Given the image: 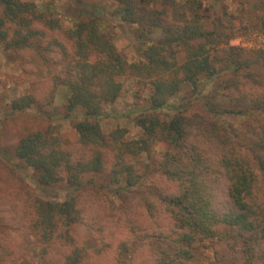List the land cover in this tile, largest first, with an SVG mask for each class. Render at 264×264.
Instances as JSON below:
<instances>
[{"label":"trees","instance_id":"1","mask_svg":"<svg viewBox=\"0 0 264 264\" xmlns=\"http://www.w3.org/2000/svg\"><path fill=\"white\" fill-rule=\"evenodd\" d=\"M158 1L172 7L166 13L155 11L152 19L158 21L166 33L165 46L149 44L145 52L148 64L143 68L138 63L128 64L122 58L111 39L102 31V24L97 18L80 22L69 31L75 46L72 53L63 46L61 58L65 69L53 76L52 83L54 88L58 84L67 87L68 100L63 113L66 119L72 121L77 131L79 147L77 151H73L49 130L35 131L20 140L14 156L25 164L24 168L32 169L44 186H55L65 181L68 187L84 188L86 174L104 172L106 156L103 148H106L114 155L111 182L118 184L116 182L125 179V185L135 186L144 181V178L138 181L140 175L148 177L154 168L147 174L145 169L144 172H139L134 163L129 161V157L144 153L151 157L154 153L153 144L158 138L166 141L175 150L186 148L184 139L191 123L196 125L199 133L208 132L205 136L214 144V156L209 154L202 161L198 152L193 150L194 146L191 148L188 144L187 152L178 150L179 153L173 159L166 157L163 165H156L163 169L164 176L182 184L179 194L164 193L151 185L154 202L163 206L167 201L172 210L166 211L172 212L170 214L175 219V227L185 229L186 233L183 236H174L173 232L163 234L159 231L152 236L137 235L133 240V252L142 250L144 245L153 248V264H190L195 257L196 242L201 236H217L218 225H229L231 238L236 236L239 239L242 237L241 232L249 230L248 228L258 233L262 231L259 234L264 238V172H261L264 166V52L254 54L235 47H223L218 53L216 40L210 38L209 34L217 33L220 41L227 40V31L233 19L223 12L222 17L218 16L216 20L219 19L225 24L206 31L199 18L197 19V9L202 6L199 0H187L185 3L180 0H116L122 19L138 25L147 16L150 18L146 4L152 6L149 2ZM187 6L191 11L196 9L191 12L192 18L186 14ZM44 18L45 15L38 11L33 1L0 0V49L12 50L20 56L32 52L44 61L55 59L51 54V43H46L45 31L35 25V21ZM50 24L55 29L60 28V24L53 19H50ZM198 38L206 40L197 47L191 45L190 48V43ZM172 44L189 46L186 61L179 63L176 52L168 46ZM221 63L224 64L223 68L227 66L224 74L230 71V77L222 78L229 95L239 90V94L235 93L234 108L223 111L247 114L255 121L247 131L242 132L236 127L232 130L224 126L212 127L207 119L195 121L180 112L161 121L158 118L159 113L155 111L136 117L135 122L142 132L132 140L126 139L123 128L113 130L108 136L103 131L99 119L104 116L106 105L114 103L120 96L122 86L117 78L126 72L152 77L153 90L149 102L152 108L160 109L168 104L171 95L180 91L183 83L190 86L192 93L200 91L204 77L208 79L214 74L223 73L220 70ZM247 84L251 89L247 88ZM9 107L14 112L47 110L32 94L13 98ZM209 130H213L211 134ZM199 133L196 135L200 137ZM85 148L90 154L82 153ZM221 179L229 181L228 197L231 201L228 210L222 212L213 205L214 193L218 191ZM107 181L106 185L110 187L111 184ZM93 186L97 187L95 184ZM145 196L147 197H143ZM146 197L144 202L147 203V210L154 218L155 203L147 201ZM34 209V218H31L30 223L34 232L39 234L38 239L45 243L42 244L41 254L48 253L50 245L56 239L70 238L71 227L81 221V211L76 208L74 195L63 202L35 198ZM1 212L14 219L18 226L9 232L0 227V247L9 249L10 253H18L24 259L28 258L25 264H34V261L29 260V257H33V252L25 243L31 241L27 239L29 226L23 211L14 208ZM59 222L67 230L62 229L55 235L53 227ZM227 232L220 237V241L226 240L228 245L231 243L227 240ZM246 234L251 238L249 231ZM242 245L245 253L237 262L264 263L262 254L254 255L250 251L247 240H243ZM82 258L83 252L76 248L65 256L62 264H79ZM54 263L56 264L55 261Z\"/></svg>","mask_w":264,"mask_h":264},{"label":"rangeland","instance_id":"2","mask_svg":"<svg viewBox=\"0 0 264 264\" xmlns=\"http://www.w3.org/2000/svg\"><path fill=\"white\" fill-rule=\"evenodd\" d=\"M27 1L35 2L38 11L45 15L44 20L35 21V25L38 29L45 31L46 43H51V54L55 59L44 61L32 52L20 56L12 50L0 49V227H4V231L9 232L18 226V223L5 216L2 210L17 208L23 211L29 226L26 232L27 239L31 241L25 243L26 247L33 252V257H29V260L34 261V264H55L54 261L56 264H62L65 256L76 248L83 252V258L79 264H118V259L120 264H153L152 247L144 245L142 250L132 251L133 240L137 235L152 236L159 231L163 234L173 232L174 236H183L186 233L185 229L175 227V219L170 214L171 211H166L172 210L167 201L163 203V206L154 202L151 185L164 193L174 194H179L182 187L178 181L164 176L163 169L156 165H160L166 157L173 159L177 153L187 152L188 144L191 148L194 146L193 150L198 152L202 161L209 154L214 156V144L205 136L208 132L199 133L196 125L191 123L184 139L186 148L178 149L179 152L171 148L166 141L158 138L153 144L154 153L151 157L145 153L129 157V161L134 163L139 172H144L145 169L147 174L151 168L156 170L153 169L148 177L140 175L138 181L143 178L144 181L135 186L125 185V179L116 182L118 184L111 182L114 155L110 149L103 148L106 156L104 172L86 174L84 188L68 187L65 181L55 186L42 185L36 173L30 168H24L25 164L16 159L14 152L20 140L27 134L46 130L59 136L69 149L77 151L79 147L77 131L72 121L66 119L63 113L68 100L67 87L64 84H58L54 88L52 83L53 76L62 73L65 69L61 58L63 46L71 53L74 49L75 41L69 34L71 29L76 28L80 22L97 18L102 24L100 26L102 31L111 39L122 58L128 64L138 63L143 68L148 64L145 53L148 45L165 46L166 33L158 21L152 20L155 11L161 10L166 13L172 10V7L159 1L149 2L153 4L152 6L147 3L146 11L150 18L147 16L143 23L138 25L127 23L122 19L116 0ZM180 1L187 2V0ZM199 1L202 6L201 9H197V19L199 18L206 31L217 29L219 24L222 26L225 24L219 19L216 20L223 12L233 19L230 20L231 23L229 21V28L227 27L229 35L227 40L220 41L217 33L209 34L210 38L216 40L218 53L223 47H235L254 54L264 52V0ZM192 11L190 7H186L189 18H192ZM50 19L57 21L60 28L55 29L50 24ZM205 40L206 38L196 39L194 43H190V48L197 47ZM168 46L176 52L179 63L188 59L190 50L188 45ZM223 65V63L220 64L222 74H214L208 79L203 78L200 91L197 89L198 92L192 93L190 86L183 83L180 91L171 95L168 104L160 109L152 108L149 102L153 90L152 77H145L147 75L143 76L138 73L139 71L136 73L140 76L126 72L117 78L122 86L120 96L114 103L106 105L105 114L99 119L103 131L108 136L113 130L123 128L126 139L137 138L142 130L135 122L136 117L149 114L151 111L159 113L158 118L161 121L168 120L180 112L195 121L207 119L212 127L224 126L229 130L236 127L242 132L247 131L251 124H255V121L247 114H231L223 111L234 108L235 93L239 94L238 90V92L234 91L233 95H229L227 88L224 87L222 78L230 77L228 76L230 71L224 74V68L227 66L223 68ZM247 88L251 89V86L248 85ZM24 94L35 96L39 104L47 107L46 112L33 109L11 111L9 105L12 99ZM211 131L213 130H209V134ZM197 132L200 137L196 135ZM241 151L243 152V149ZM82 153L90 154L86 148L82 150ZM261 172H264V166ZM108 174H110L109 177ZM107 180L111 184L110 187L106 185ZM94 184L97 187H94ZM229 186V181L221 179L220 187L214 193L213 205L221 212L228 210L231 204L228 197ZM73 195L76 199V208L81 211V221L71 227L70 238L56 239L50 245L49 252L41 254L42 244L45 243L38 239L39 234L34 232L30 223L31 218H34L35 198L63 202ZM144 195H147L145 196L147 201L155 203L154 218L153 214L147 210ZM224 225L216 227L221 232H217V236L200 237L195 244V257L191 259L190 264H241L237 260H240L245 253L243 240L249 242V249L254 255L257 253L264 257V238L259 234L262 231L258 233L248 228L249 230L241 232L243 238L237 239L236 236L231 238V227ZM53 228L55 235L62 229L67 230L60 222ZM248 231L251 238L246 234ZM226 232L227 240L229 239L231 243L228 245L226 240L220 241V237H223ZM9 251L7 248L0 247V264H25L28 258L24 259L18 253ZM255 264L264 263L258 261Z\"/></svg>","mask_w":264,"mask_h":264}]
</instances>
